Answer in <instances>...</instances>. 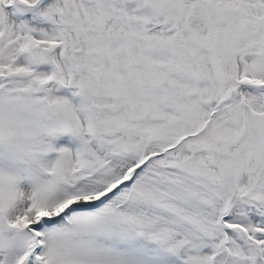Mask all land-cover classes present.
<instances>
[{
  "label": "rangeland",
  "instance_id": "374dc122",
  "mask_svg": "<svg viewBox=\"0 0 264 264\" xmlns=\"http://www.w3.org/2000/svg\"><path fill=\"white\" fill-rule=\"evenodd\" d=\"M131 49L152 84L129 83ZM136 169V193L30 247L25 222L59 188ZM26 257L264 264V0H0V264Z\"/></svg>",
  "mask_w": 264,
  "mask_h": 264
},
{
  "label": "bare ground",
  "instance_id": "6f19581e",
  "mask_svg": "<svg viewBox=\"0 0 264 264\" xmlns=\"http://www.w3.org/2000/svg\"><path fill=\"white\" fill-rule=\"evenodd\" d=\"M6 51H8V49ZM8 52L6 54H9ZM149 61L155 62V59L146 54H142L139 51H136V49H131L129 51L127 61H125L123 69L127 72V78L130 84L140 83V82L152 84L154 82L151 77L152 75L142 68L143 67L142 65L145 62H149ZM244 96L249 99H252L253 97L252 94H250L249 92L248 93L246 92ZM180 103H182L185 107H187L193 102H191V100H187V101L181 100ZM147 104H149V102L147 103V101H144V102L136 101L134 105L133 114L137 115V113H142ZM72 106L73 105L70 101L63 100L62 107L66 109L69 115L74 114V110L72 109ZM103 114H101V118H99V120L101 121L105 120ZM56 146L60 148V153H61L62 161L65 164L64 165L65 168L66 169L69 168L67 160H68V157L71 156V155L68 156L71 153V151L69 150L70 146L67 145V142L64 141V139H59V142L56 143ZM67 149L70 151V153L69 151L67 152ZM90 176L92 178L88 179V183H87L90 185L89 190L79 192V193L75 192V194H69L63 188H59V190L57 191L58 195H55V198L53 200L55 203H57V205L54 206L53 204H50L48 209H45L43 212L38 213L37 216L35 215L36 219L31 218L25 222V226L28 229L29 234H30V242H31L30 247H33L36 244L37 237H38L37 229L39 226L43 224H47L51 226L52 225L58 226L62 220H68V221L78 220L81 214H86V215L94 214L104 209L106 210L107 207H114L119 202H121V199L126 198L127 196H130L131 194L137 192V190H135L136 187L134 188L132 182L134 179L135 180L140 179L144 177L145 175L141 172L137 173V169H136L134 173H130L126 175V177L124 175V171H122L119 174L108 173L104 179L99 178L96 175H93V173L92 174L88 173V177ZM114 187H117V188L112 191ZM78 189H79L78 187L74 188V190H78ZM60 193H63V195L61 196ZM94 203H98V205L96 207H90V208H79V207H85V205L89 206ZM76 206L77 208H75ZM172 219H175V218L173 217ZM229 241H231V238H229ZM28 251H30V248H28ZM28 263H29V258L26 257L24 264H28Z\"/></svg>",
  "mask_w": 264,
  "mask_h": 264
},
{
  "label": "water",
  "instance_id": "95a60500",
  "mask_svg": "<svg viewBox=\"0 0 264 264\" xmlns=\"http://www.w3.org/2000/svg\"><path fill=\"white\" fill-rule=\"evenodd\" d=\"M188 20H189L190 26L193 29H196V30H200L201 29V27H202V19H201L199 13H198V10L192 9L191 12H190V14H189V19ZM176 25H177V20L175 21V26ZM134 172H132V173H134ZM122 184H124V183H122ZM119 186H121V185H119ZM116 188L117 187H114L112 189V191L115 190ZM97 205H98V203H94L92 205H89V206L88 205H85V207H79V208H90V207H96ZM75 208H77V206Z\"/></svg>",
  "mask_w": 264,
  "mask_h": 264
},
{
  "label": "trees",
  "instance_id": "16d2710c",
  "mask_svg": "<svg viewBox=\"0 0 264 264\" xmlns=\"http://www.w3.org/2000/svg\"><path fill=\"white\" fill-rule=\"evenodd\" d=\"M81 106H82V108L84 109L85 107H84V104L82 105V103H81ZM85 112V111H84ZM230 195H232V194H230ZM239 241L240 242H242V243H244V244H246V239L243 237V238H241V239H239Z\"/></svg>",
  "mask_w": 264,
  "mask_h": 264
}]
</instances>
